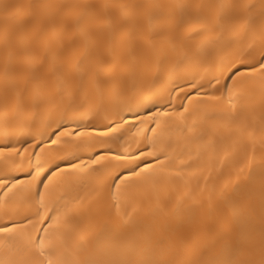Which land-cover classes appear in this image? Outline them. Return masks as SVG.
<instances>
[{
  "label": "bare ground",
  "instance_id": "bare-ground-1",
  "mask_svg": "<svg viewBox=\"0 0 264 264\" xmlns=\"http://www.w3.org/2000/svg\"><path fill=\"white\" fill-rule=\"evenodd\" d=\"M262 55L264 0H0V264H264Z\"/></svg>",
  "mask_w": 264,
  "mask_h": 264
},
{
  "label": "snow or ice",
  "instance_id": "snow-or-ice-1",
  "mask_svg": "<svg viewBox=\"0 0 264 264\" xmlns=\"http://www.w3.org/2000/svg\"><path fill=\"white\" fill-rule=\"evenodd\" d=\"M229 71H230V74L225 77L224 82L222 84V88H223V93L227 94L229 99H231V96L233 94V86H235L237 84V81L241 77H244L246 75L247 76H253L256 73H260L262 76H264V55L261 56L260 60L257 63L251 64L248 68H246L244 70H242L240 67L233 68V66H229ZM229 81H231V83H229ZM216 83L217 84L221 83L219 78L217 79ZM117 130L118 129L116 126L109 125L106 129L93 130V132L74 131V132H61L59 134L54 133L53 136L55 138H49V140L46 141L45 143L48 145V151L59 152V151L64 150L65 145H69L72 143V141L70 139H63L62 140L61 137L75 136L76 139L79 141V143L76 144L75 147L77 149H79V148L84 147V146H95L96 141H99L100 144L106 143V141L101 139V138L109 137L113 133H115ZM34 147H39L41 152L44 151V148L41 147L40 145H34ZM5 152H9V153L16 152L18 154L19 150L16 149L15 147H8V146L0 147V155H3ZM97 155L100 156V159L93 158L92 164H99L105 158L104 155L101 153H97ZM36 159L38 162V167H42L43 165L39 164L40 157L36 156ZM112 159H114L116 161H125V160H129V159H134V158L129 156V155L115 154L112 156ZM141 171L147 172L148 171L147 165L144 166L141 169ZM131 172H132V175H134V176L140 175V172H138L135 168L131 169ZM37 175H39V173ZM119 178H120L119 176L116 177V179H119ZM34 179H35V177H34ZM0 186H4L2 184V181H0ZM12 186L14 187L15 185L13 184ZM114 186L116 188H119L118 184H114ZM44 187H47V185H44ZM10 190H11V188H9V191ZM37 195H40V194L37 193ZM18 226L19 225L14 221L2 223V224H0V234H10L11 235L14 233L15 229ZM34 243L41 250L40 255L43 256L44 255V251H43L44 239L37 237V240ZM8 264H12V262H8ZM40 264H45V262L40 261ZM47 264H52V261H50V260L47 261Z\"/></svg>",
  "mask_w": 264,
  "mask_h": 264
}]
</instances>
